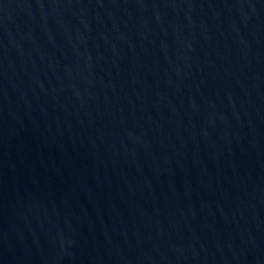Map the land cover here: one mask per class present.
<instances>
[{
    "label": "water",
    "instance_id": "water-1",
    "mask_svg": "<svg viewBox=\"0 0 264 264\" xmlns=\"http://www.w3.org/2000/svg\"><path fill=\"white\" fill-rule=\"evenodd\" d=\"M0 264H264V0H0Z\"/></svg>",
    "mask_w": 264,
    "mask_h": 264
}]
</instances>
